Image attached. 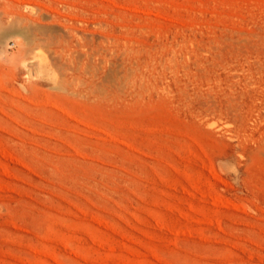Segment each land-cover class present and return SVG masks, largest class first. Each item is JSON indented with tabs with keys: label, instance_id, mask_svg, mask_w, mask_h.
<instances>
[{
	"label": "rangeland",
	"instance_id": "obj_1",
	"mask_svg": "<svg viewBox=\"0 0 264 264\" xmlns=\"http://www.w3.org/2000/svg\"><path fill=\"white\" fill-rule=\"evenodd\" d=\"M0 264H264V0H0Z\"/></svg>",
	"mask_w": 264,
	"mask_h": 264
}]
</instances>
